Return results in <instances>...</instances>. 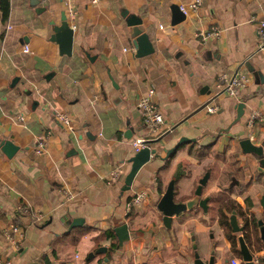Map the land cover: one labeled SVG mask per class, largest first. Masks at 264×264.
<instances>
[{
    "label": "crops",
    "instance_id": "crops-1",
    "mask_svg": "<svg viewBox=\"0 0 264 264\" xmlns=\"http://www.w3.org/2000/svg\"><path fill=\"white\" fill-rule=\"evenodd\" d=\"M192 1L38 0L33 5L34 0H11L4 22L0 0V141L19 147L13 158L0 147V264H192L196 226L203 234V259L215 243L218 258L244 264L222 224L221 210L230 218L225 204L233 200L246 216L236 210L241 226L246 218L264 219V170L239 145L245 138L256 145L264 142V48L257 32L264 0H202L197 11L183 12L186 20L173 26L172 6ZM69 8L78 13L72 56L62 55L52 41V22L60 25ZM126 15L142 19L152 55L136 56ZM214 27L220 36L203 42L200 35ZM237 71L248 77L238 90L246 114L229 133L212 137L234 119L238 100L220 92L223 76ZM17 77L20 81L12 86ZM152 86L172 131L152 141L159 157H152L123 193L135 156L132 142L149 133L138 101ZM33 100L39 101L36 109ZM212 104L219 109L216 114L207 110ZM253 111L262 120L252 127ZM58 114L69 116L71 126ZM43 133H48V146L39 155L34 148ZM182 139L196 141L167 157ZM119 167L125 173L122 181L110 183ZM207 172L203 198H211L208 213L198 208L182 214L168 229L158 203L169 183L176 180V201L186 202ZM136 188L148 189L150 196L128 213ZM19 206L29 212L17 219ZM77 218L84 224L69 231ZM132 221L148 226L143 232ZM125 223L131 238L120 248L115 229ZM12 225L23 235L15 249L5 237ZM261 242L252 253L264 261ZM102 247L106 253L90 256Z\"/></svg>",
    "mask_w": 264,
    "mask_h": 264
},
{
    "label": "water",
    "instance_id": "water-1",
    "mask_svg": "<svg viewBox=\"0 0 264 264\" xmlns=\"http://www.w3.org/2000/svg\"><path fill=\"white\" fill-rule=\"evenodd\" d=\"M33 5H37L38 0H34ZM172 25H178L186 20V15L181 10L180 6L173 5L172 6ZM43 10L42 8H37L36 11ZM128 13V11H126ZM128 22V25L133 28V44L136 49V56L138 58H144L152 55L155 52L154 46L150 40L149 35L144 31L141 27L143 24L142 19L137 17L136 15H129L125 16ZM54 25V35L52 37V41L58 43L60 47V53L62 55L72 56L74 51V44H75V30L71 27L66 12L62 14V21L61 24H56L55 21L52 22ZM20 79L17 77L13 81L12 86H16ZM29 95L31 93L29 92ZM39 106V101L33 100V108ZM247 104L243 101L236 102L235 107V114L234 119L230 123V125L226 128L217 129L212 134V137L219 138L222 134H227L230 132V129L238 123H241L243 120L244 115L246 114ZM191 141H196V139H182L181 143H179L175 148L168 151V156L175 154L178 149L184 143H189ZM242 154L244 156H255L258 159L259 163V171L262 172L264 170V142L261 145H256L252 142L250 138L241 139L239 142ZM0 147L2 151L6 154L8 158H13L17 152L19 151V147L16 146L12 141L8 140H1ZM158 158L157 150L146 148L140 151L139 153L135 154V156L131 159L132 167L128 175L125 179V186L123 188V193L130 191L134 180L139 173L140 169L147 163H149L152 159ZM210 172H207L203 178L199 181V185L196 189L195 196L189 199L186 202H177L176 201V180H172L164 195L160 199L158 203V210L163 214V222L164 225L168 229H172L173 221L175 217H180L185 212H192L195 209H202L205 213H208L209 210V202L211 200L210 197L203 198V189L207 185L208 180L210 178ZM262 206L264 207V200L262 202ZM238 213L236 210L232 212L230 217V227L232 232L238 237L239 240V248L242 256V262L244 264H254V255L245 240L244 234L246 233V226H241L238 222ZM84 224V219L77 218L74 219L69 225V231L73 230L74 228L80 227ZM258 226L260 228L261 233V240L264 243V219L258 220ZM116 236L119 240V247L122 248L125 243H127L130 238V229L127 223L120 225L115 229ZM194 261L192 264H229L228 259L218 258L216 254V244L213 243L210 256L207 260L203 259L201 254L198 251V246L194 242ZM107 248L102 247L96 253H92L90 256L93 257L97 254L106 253ZM108 263V259H106Z\"/></svg>",
    "mask_w": 264,
    "mask_h": 264
},
{
    "label": "built area",
    "instance_id": "built-area-1",
    "mask_svg": "<svg viewBox=\"0 0 264 264\" xmlns=\"http://www.w3.org/2000/svg\"><path fill=\"white\" fill-rule=\"evenodd\" d=\"M91 2L94 4H98L101 2V0H91ZM201 6L202 0H194L186 6H181V10L185 14H188L189 11H197ZM66 14L71 27L74 30H77L78 13L75 10L69 8ZM257 32L260 41V47L264 48V19H261L257 22ZM220 34V29L214 27L211 30L202 33L200 36L202 37L203 42H206L210 39L218 38ZM30 51V46L26 45L24 48V52L29 53ZM223 80L224 85L221 89L220 94L232 97L240 101L238 90L246 86L248 82L247 75L237 71L232 76L224 75ZM155 96L156 89L155 86H152L147 94L142 96L138 101V109L140 110L143 124L148 128L149 133L146 135V137L137 138L132 142L134 154H137L146 148L152 149V141L154 139H162L172 131L171 127L167 124V121L159 105L155 101ZM207 110L210 114H216L219 109L216 104H212L207 107ZM261 116L262 115L260 114V112L253 111L249 118V125L252 127L255 126L258 121L262 120ZM58 119L68 126H71L72 124L70 117L65 114H58ZM18 120L20 122L25 121V116H19ZM47 146L48 133H43L38 137L34 150L37 154L41 155L46 151ZM124 174L125 173L121 167L115 169L110 174V183L122 181L121 179ZM149 196L150 194L148 189H134L127 203L128 213L146 203ZM18 211L27 213L29 212V209H25L24 207L19 206ZM5 237L6 241L13 249L20 247V243L23 239L21 229L17 225H12L10 228H8L5 232ZM253 262L254 264H264V261L262 260V258H258V255L254 256ZM233 264H240V261H235Z\"/></svg>",
    "mask_w": 264,
    "mask_h": 264
},
{
    "label": "trees",
    "instance_id": "trees-1",
    "mask_svg": "<svg viewBox=\"0 0 264 264\" xmlns=\"http://www.w3.org/2000/svg\"><path fill=\"white\" fill-rule=\"evenodd\" d=\"M1 12H2V16H3V20L4 22L8 20L9 16H10V12H11V0H1ZM248 206H252L251 201L248 202ZM225 210L228 213H232L234 210H237L238 212L241 213V215L243 217L245 216V213L243 212V210L239 207L236 206V203L233 200H229L226 204H225ZM22 214H24V212L22 211H18L17 213V219H19V217L22 216ZM221 217H222V224L228 228V230H230L228 232V238L230 239V241L232 242V246L235 250H237L238 246H239V240L237 238L236 235L233 234L231 227H230V218L228 217V215H226L224 210H221ZM253 227L250 226V222L249 219L246 218L244 225L246 226V233L244 234L245 240L248 243L251 251L253 250V246L252 243L255 239V241L258 243L259 248L261 249V245L262 242L260 240V233H259V226H258V220L255 219V217L253 218ZM112 236V235H111ZM117 245L113 244L112 248H116ZM241 255V252H238Z\"/></svg>",
    "mask_w": 264,
    "mask_h": 264
},
{
    "label": "rangeland",
    "instance_id": "rangeland-1",
    "mask_svg": "<svg viewBox=\"0 0 264 264\" xmlns=\"http://www.w3.org/2000/svg\"><path fill=\"white\" fill-rule=\"evenodd\" d=\"M228 167V165H227ZM225 198H228V197H225ZM195 211V210H194ZM203 211V210H202ZM204 212V211H203ZM193 213V211H192ZM205 213V212H204ZM183 214H190V212H185ZM257 216V217H256ZM255 216V219L258 220V215ZM205 217V216H204ZM133 225L135 228H139L141 227V230L144 232V229L148 226V223L146 221H132ZM189 226V225H188ZM200 227L199 226H196V229H195V233L193 232V238L195 239V242L198 246V251L199 253L201 254V249H202V241H201V238H202V235L201 232H200ZM211 235V234H210ZM210 237V236H209ZM193 241V240H192ZM175 245V248H179V245L177 243H173ZM210 246V244L208 245V247ZM212 246V245H211ZM252 246L254 247L253 250H258L259 246H258V243L255 241H253L252 243ZM210 250H211V247H210Z\"/></svg>",
    "mask_w": 264,
    "mask_h": 264
},
{
    "label": "flooded vegetation",
    "instance_id": "flooded-vegetation-1",
    "mask_svg": "<svg viewBox=\"0 0 264 264\" xmlns=\"http://www.w3.org/2000/svg\"><path fill=\"white\" fill-rule=\"evenodd\" d=\"M249 222H250V226L253 227V223H252V221H249ZM118 242H119V240H118Z\"/></svg>",
    "mask_w": 264,
    "mask_h": 264
}]
</instances>
